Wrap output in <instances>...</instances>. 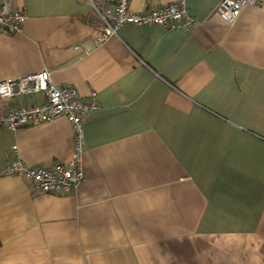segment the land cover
Instances as JSON below:
<instances>
[{
	"label": "crops",
	"instance_id": "obj_1",
	"mask_svg": "<svg viewBox=\"0 0 264 264\" xmlns=\"http://www.w3.org/2000/svg\"><path fill=\"white\" fill-rule=\"evenodd\" d=\"M220 2L185 0L189 36L126 26L97 47L87 0H0L27 16L21 34L0 35V84L48 72L101 106L85 120L73 197L1 176L14 159L69 164L66 119L0 131V264H264V5L229 25ZM41 101L0 100V111Z\"/></svg>",
	"mask_w": 264,
	"mask_h": 264
},
{
	"label": "built area",
	"instance_id": "obj_2",
	"mask_svg": "<svg viewBox=\"0 0 264 264\" xmlns=\"http://www.w3.org/2000/svg\"><path fill=\"white\" fill-rule=\"evenodd\" d=\"M132 0H102L99 3L87 0L96 14V19L88 21L92 29V39L97 47L103 46L118 35L126 26L160 28L168 31H183L188 36L197 27V22L189 14L185 0L162 7L146 14L130 12ZM264 0H221L218 15L229 25H233L245 7L261 8ZM27 20L26 13L13 11L10 4L0 7V35H17ZM23 68L25 60H18ZM36 96L41 103L12 111H0V131L17 132L37 128L66 119L74 136V153L66 165L52 168H28L18 159L11 161L2 177L16 178L30 190L54 197H73L84 182L85 120L101 110L96 100L84 103L76 90L58 88L48 72L22 74L18 78L0 84V100ZM13 155H17L14 150Z\"/></svg>",
	"mask_w": 264,
	"mask_h": 264
},
{
	"label": "bare ground",
	"instance_id": "obj_3",
	"mask_svg": "<svg viewBox=\"0 0 264 264\" xmlns=\"http://www.w3.org/2000/svg\"><path fill=\"white\" fill-rule=\"evenodd\" d=\"M27 186V185H26ZM30 189V188H29ZM40 194V193H39ZM44 195V194H43Z\"/></svg>",
	"mask_w": 264,
	"mask_h": 264
}]
</instances>
